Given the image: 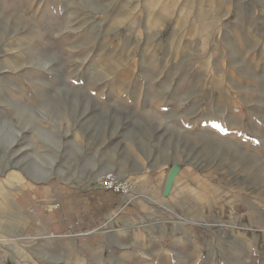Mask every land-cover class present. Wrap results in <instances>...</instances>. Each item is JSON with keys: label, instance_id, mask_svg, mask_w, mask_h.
<instances>
[{"label": "rangeland", "instance_id": "obj_1", "mask_svg": "<svg viewBox=\"0 0 264 264\" xmlns=\"http://www.w3.org/2000/svg\"><path fill=\"white\" fill-rule=\"evenodd\" d=\"M0 264H264V0H0Z\"/></svg>", "mask_w": 264, "mask_h": 264}, {"label": "crops", "instance_id": "obj_2", "mask_svg": "<svg viewBox=\"0 0 264 264\" xmlns=\"http://www.w3.org/2000/svg\"><path fill=\"white\" fill-rule=\"evenodd\" d=\"M88 192L85 193V195L87 196V198H90L89 202L87 203V209L81 210L79 208V204H81L82 199H80V195H72L70 202L68 203L69 205H67L65 208L67 211H65V218L67 220H65L66 223V227H69L71 230L74 228L77 229H84L85 227H88L90 220H87V222H84L83 217L82 219L79 218L80 215H89L90 214V204L96 203L98 205V207H102L103 209H106L108 207H110V205L113 203L114 198L117 196V193L110 191V190H103V189H96L93 186L91 187V189L87 188ZM123 203V202H122ZM38 204V203H37ZM125 204V203H124ZM123 204V205H124ZM42 207H47V205H42ZM60 206H61V202H60ZM117 206H121V204L117 205ZM57 211V212H56ZM54 212H56L55 214L58 215L59 214V208H57ZM60 217V219H58V222H62V219H64V217H61V215H58ZM75 216H77L79 219H75ZM64 222V221H63ZM62 222V223H63ZM70 232V231H68ZM95 235L94 231L88 232V233H84V231H81L79 233L76 234V237L78 239H88L91 240V238L93 239ZM87 236H91V238H87Z\"/></svg>", "mask_w": 264, "mask_h": 264}, {"label": "built area", "instance_id": "obj_3", "mask_svg": "<svg viewBox=\"0 0 264 264\" xmlns=\"http://www.w3.org/2000/svg\"><path fill=\"white\" fill-rule=\"evenodd\" d=\"M97 187L127 196L131 191V182L128 178L120 177L117 173L109 171L101 175L97 181Z\"/></svg>", "mask_w": 264, "mask_h": 264}, {"label": "bare ground", "instance_id": "obj_4", "mask_svg": "<svg viewBox=\"0 0 264 264\" xmlns=\"http://www.w3.org/2000/svg\"><path fill=\"white\" fill-rule=\"evenodd\" d=\"M175 175V174H174Z\"/></svg>", "mask_w": 264, "mask_h": 264}]
</instances>
